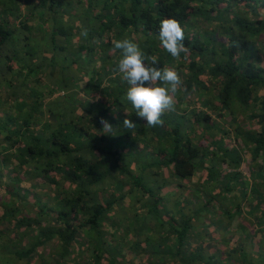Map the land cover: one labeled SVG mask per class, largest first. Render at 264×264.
<instances>
[{
	"label": "trees",
	"instance_id": "16d2710c",
	"mask_svg": "<svg viewBox=\"0 0 264 264\" xmlns=\"http://www.w3.org/2000/svg\"><path fill=\"white\" fill-rule=\"evenodd\" d=\"M166 17L184 30L179 59L158 38ZM123 38L183 81L163 126L125 97ZM41 49L48 70L35 76L25 61ZM82 64V81L42 111L31 77ZM3 87L14 111L0 120V264H264L248 249L264 240V0H0ZM240 111L257 129L233 124Z\"/></svg>",
	"mask_w": 264,
	"mask_h": 264
},
{
	"label": "clouds",
	"instance_id": "9594fccd",
	"mask_svg": "<svg viewBox=\"0 0 264 264\" xmlns=\"http://www.w3.org/2000/svg\"><path fill=\"white\" fill-rule=\"evenodd\" d=\"M89 30L82 28L81 36L87 38ZM158 38L161 46L175 59L185 50L184 30L174 18L166 17L159 22ZM113 46L119 51L116 70L127 82L125 97L136 115L146 121L148 127L163 126L165 111L175 107V96L183 81L172 68L159 67L156 56L147 55L140 46L129 38L116 39ZM122 120L125 128L132 129L136 123L129 113ZM104 133H112V125L101 118Z\"/></svg>",
	"mask_w": 264,
	"mask_h": 264
},
{
	"label": "rangeland",
	"instance_id": "374dc122",
	"mask_svg": "<svg viewBox=\"0 0 264 264\" xmlns=\"http://www.w3.org/2000/svg\"><path fill=\"white\" fill-rule=\"evenodd\" d=\"M25 3V2H24ZM21 4L20 5V13H21V15H23V16H21V18L22 17H24L25 16V14H26V12H27V9H28V7L26 6V3L25 4ZM27 22H28V24L29 23H33L34 22V20H32V19H30V20H27ZM47 21H45L43 24H42V26H46V23ZM77 22V21H76ZM75 22V23H76ZM74 23V24H75ZM216 37H219V39L220 40H222V38H224V35H216ZM37 43V42H36ZM42 51V49L38 52V54H36V55H34L33 57H34V59H37V61H33V62H31V61H29V58H26V66H28L29 68L30 67H32L33 66V71H37V73H35V76L36 75H38V72H47L46 70H48L47 68H45V69H43V67H44V64L45 63H43L45 60H42V58L40 57V52ZM51 52V51H50ZM80 65V64H79ZM78 67H84V68H88V66L86 65V66H83V64L81 65V66H78ZM54 70V71H52L51 72V70ZM51 70H50V73H44L43 75H41V79H40V83L39 82H36L35 83V81H34V77H31V79H30V81H31V84L34 86V87H36L37 89H40L42 92H43V98H42V100H41V102H40V106L41 107H43L44 108V106H45V104H44V100H47L48 98H50L51 96L52 97H57L58 95H61V93H59L60 92V88H57L56 87V85H57V83L59 82V81H61L62 79H64L65 77H62V79L60 80V74H58V76L56 75V77H55V68L53 67ZM66 72H68V68H67V70H66ZM75 72H77V71H75L73 68L72 69H70V74H68L67 75V77L69 78V77H74V73ZM117 72V71H116ZM85 73L83 72V75H84ZM55 78H54V77ZM114 76V75H113ZM60 77V78H59ZM9 78H10V76H9ZM16 78V80L18 81V83H21V84H23V82H21L20 81V79H21V77H15ZM67 78H65V80H66ZM57 80V81H56ZM20 81V82H19ZM39 83V84H38ZM51 84H55V86H51ZM71 88H72V86H71ZM52 89V94H50L48 91L49 90H51ZM18 90H20L19 88H18ZM10 92L12 93L13 92V90H12V88H6V87H3V88H1V91H0V95L4 98V97H6V96H8L9 94H10ZM18 94V96H19V94H20V92L19 93H17ZM47 95H51L50 97H48ZM78 96H80L81 97V94H80V92H79V94H78ZM11 99H17L18 97L16 96V94H15V96H11L10 97ZM200 97L197 95V99H199ZM49 104V103H48ZM39 106V110H40V107ZM2 107H5V105L3 104V105H1L0 104V109L2 108ZM198 108L199 109H202V110H204L205 112H210L208 109H206L204 106H202V105H199L198 106ZM44 111V110H43ZM242 112L240 111L239 113H236L235 114V118H236V122H234L233 124L235 125V124H237L238 126H240V127H242V128H255V129H257V127H256V125H250V123H249V120L248 119H244V114H241ZM44 115V114H43ZM45 115H46V113H45ZM231 121V120H230ZM147 175H149L151 178H153L154 180H159V176L158 175H150V174H147ZM190 183H193V184H195L196 183V179L195 178H192L191 179V182ZM179 190H181L180 188H179ZM178 190V191H179ZM177 191V192H178ZM0 195H2V193L0 192ZM125 202L127 203V204H129L131 207H132V210L131 211H133V212H138V209H140L138 206H137V204H136V200L133 198H130V196L128 195V196H126L125 197ZM170 201H168V203H169ZM123 214H125L124 212H122ZM122 213H121V215H122ZM248 218H246V219H248V220H250L252 217L251 216H249V215H246ZM248 220H245V219H242V218H238V222L239 223H241V224H246L248 227H250V228H254V226L252 225V221H249V222H247ZM253 220V219H252ZM201 225V223L199 224L198 223V226H200ZM203 225V224H202ZM264 235V234H263ZM252 236V235H251ZM253 247H251L250 246V248H248V249H250L251 251H253V252H255L256 251V249H258V247L259 248H261V250H262V254L264 253V245H263V242H264V240H263V236H261V234L260 235H256V236H254V238H253Z\"/></svg>",
	"mask_w": 264,
	"mask_h": 264
},
{
	"label": "crops",
	"instance_id": "0c3cea01",
	"mask_svg": "<svg viewBox=\"0 0 264 264\" xmlns=\"http://www.w3.org/2000/svg\"><path fill=\"white\" fill-rule=\"evenodd\" d=\"M45 21H47L46 23L50 26V20H45ZM38 49H40V48H38ZM67 68H68V72H66V70H67ZM66 69H65V72H63V74L61 75L62 77H65V78H67L66 80H65V78L63 79V83H64V86L62 87V89L60 90V92L59 93H61V95H58L56 98L55 97H52L51 95H47L48 97H50V98H48L47 100H44V104H45V106H46V104H48V103H50V101L51 100H59V98L61 99L64 95H66L68 92H70L71 90V86H73L74 84H72V82L71 81H78L79 83L82 81V78H83V70H82V67L80 68H78V69H75V71H77V72H75L74 73V77L72 78V77H67V75L68 74H70V67H67ZM58 69V68H57ZM57 69H55V72H57ZM63 70V69H62ZM61 70V71H62ZM58 74L59 73H55V77H56V75L58 76ZM60 76V77H61ZM54 77V76H53ZM54 77V78H55ZM59 77V78H60ZM62 77L60 78V80L62 79ZM51 86H55V84H51ZM50 94H52V92H50ZM53 95V94H52ZM14 102H15V100H14ZM13 102V103H14ZM5 103V98H3L1 95H0V104L1 105H3ZM13 103H12V105H10L11 107L13 106ZM61 104L63 105V104H65V102H60L59 103V105L60 106H58V109H60L61 108ZM45 106H44V108L42 107L41 108V110L43 111V110H45ZM30 106H28V108H29ZM6 108V109H5ZM14 108L12 107V109L11 108H9V106L8 105H5V107H2L1 109H0V120L1 119H3V118H6V117H8V115H11V116H13V114H12V112L14 111L13 110ZM58 109H56V110H58ZM23 117L24 115H22V114H20V117ZM49 118H50V116L48 115V114H44L43 116H42V121H43V123H44V121H50L49 120ZM14 119V118H13ZM18 119V118H17ZM40 124V123H39ZM39 124L36 126L35 125V129H38V128H40V126H39Z\"/></svg>",
	"mask_w": 264,
	"mask_h": 264
}]
</instances>
